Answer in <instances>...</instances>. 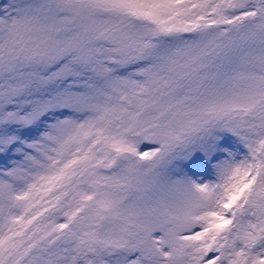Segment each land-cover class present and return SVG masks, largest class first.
Listing matches in <instances>:
<instances>
[{
    "label": "snow or ice",
    "instance_id": "obj_1",
    "mask_svg": "<svg viewBox=\"0 0 264 264\" xmlns=\"http://www.w3.org/2000/svg\"><path fill=\"white\" fill-rule=\"evenodd\" d=\"M0 264H264V0H0Z\"/></svg>",
    "mask_w": 264,
    "mask_h": 264
}]
</instances>
